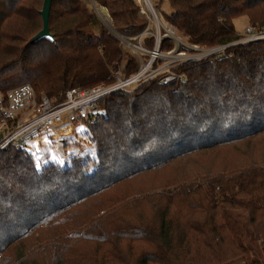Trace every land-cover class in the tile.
<instances>
[{
    "label": "trees",
    "instance_id": "trees-1",
    "mask_svg": "<svg viewBox=\"0 0 264 264\" xmlns=\"http://www.w3.org/2000/svg\"><path fill=\"white\" fill-rule=\"evenodd\" d=\"M43 1L0 0V88L30 83L58 103L72 87L111 82L123 46L84 0H53L55 41L28 43L43 27ZM95 1L125 34L145 25L136 0ZM167 1V21L192 44L237 41L239 17L264 25V0ZM136 65L126 55L125 74ZM177 69L187 81L114 91L99 101L95 122L77 121L86 127L74 143L87 142L94 155L38 162L27 148L33 140L0 150V264H264V152L145 204L109 209L100 198L182 156L264 133V40Z\"/></svg>",
    "mask_w": 264,
    "mask_h": 264
},
{
    "label": "built area",
    "instance_id": "built-area-1",
    "mask_svg": "<svg viewBox=\"0 0 264 264\" xmlns=\"http://www.w3.org/2000/svg\"><path fill=\"white\" fill-rule=\"evenodd\" d=\"M92 1L95 5H99L95 0ZM136 1L139 4V14L154 24L156 23L157 26V23H160L161 11L153 1ZM107 27V31L119 41L124 50L136 55L133 56L137 58L139 67L132 74L126 75L123 64L120 69L113 70L114 76L111 82L86 88L72 87L65 92V99L58 103H54L49 96L38 93L30 83L5 90L0 88V150L11 144L15 147H22L38 134L51 129L59 130L62 136L71 135L66 124H75L78 120L95 122L101 110L99 101L114 91L132 92L142 83L154 79L162 84L185 82L188 76L177 69L179 66L192 60L220 54L228 46L237 42L264 40V25H248L239 40L212 46L214 48L209 52L195 54L202 47H194L185 43L182 37L167 24L157 26L155 33L146 27L145 30L135 35H128L115 29L111 21ZM161 33L175 42L170 52L163 53L160 50L165 38L161 36ZM152 35L155 37L154 49H150L146 44L147 40L153 37ZM182 45H185L184 49H181ZM190 50L196 51L190 52Z\"/></svg>",
    "mask_w": 264,
    "mask_h": 264
},
{
    "label": "rangeland",
    "instance_id": "rangeland-1",
    "mask_svg": "<svg viewBox=\"0 0 264 264\" xmlns=\"http://www.w3.org/2000/svg\"><path fill=\"white\" fill-rule=\"evenodd\" d=\"M84 1L87 2L88 5L95 11L101 23L100 25L101 27L103 26V28L107 30L108 27L106 28V26H108L110 21L111 24L114 26L113 23L114 20L112 18L111 11L108 9V7H106L105 5L102 6L97 4L95 5V3L92 0H84ZM152 1L153 3L158 2L157 8L161 11L160 23H157L158 27H160V25L162 24L164 25L167 24L169 27H172V29L176 32L177 35H180L182 37L185 43L193 45L194 47H202V49L195 54L206 53L209 52L210 49L214 48L208 45L198 44L197 46V44H192L188 42V40L184 38L181 35V33L176 29V27L170 24L165 17L164 12L170 13L171 10L168 1L167 0H162V1L155 0V2L154 0ZM141 19H143L145 25L138 33L145 30L146 27L150 31L155 33L157 27L156 23L154 24L148 18H145L143 16ZM246 26H248V20L246 17H239L235 20V27L238 33H240L241 35L244 34L246 30ZM164 32L165 31H163V33ZM163 33H161V36L165 37ZM135 34L137 33L135 32L129 35H135ZM148 35H150V33ZM152 36L153 37H150L151 40L149 38L146 42L147 46H149L150 49H154L156 46L155 37L154 35ZM240 41H242V39ZM168 44L170 48L165 49L164 46ZM174 44L175 42L173 39L169 37H165L162 41L160 50L163 53H165L166 51L170 52L174 47ZM184 47L185 45H182L181 49H184ZM192 51H196V50H190V52ZM123 55L124 57H121L116 61L113 67L114 70L120 69L123 66V64L125 66L126 55L133 56L134 54L128 50L124 51L123 48ZM199 60L200 59L192 60V61H199ZM136 61H137L136 68H138L139 65L137 58ZM66 126L69 127L71 131L70 133L71 135L62 136L59 130L51 129L42 132L40 135L35 137L31 143L27 145L28 150L33 152L34 157L38 162L41 161L43 162L44 160L50 158L60 161L61 163H64L66 159L68 160L73 154H80L82 155V157H86L89 154L94 155L93 151L91 150V147L87 142L83 141L82 144L74 143L75 141H78L83 137L82 130L86 127V124L84 122H77L76 124H66ZM64 141L68 142L66 146L64 145ZM263 152H264V133L244 141H237L233 143L219 145L212 148L198 150L195 151L194 153L188 154L186 156H182L158 170L144 172L132 178L125 179L122 182H119L115 186L108 189L104 194L106 195V197L101 196L100 198L101 200L104 199L108 201L109 203L108 205L110 206L109 209H117L121 204L129 201L134 202L136 199H139L140 200L139 202L141 204H145L146 202L141 199L143 197L148 198L160 191L164 192V191H168V189L173 190V188L177 185L184 186L185 182L186 183H190V181L201 182L203 179L208 178L207 176H211L214 173L221 172V168H220L222 166L221 164L226 163L228 161H234L238 159L239 161L242 162L245 160L247 162V166H249L251 165L250 162L251 160L253 159L260 160Z\"/></svg>",
    "mask_w": 264,
    "mask_h": 264
},
{
    "label": "water",
    "instance_id": "water-1",
    "mask_svg": "<svg viewBox=\"0 0 264 264\" xmlns=\"http://www.w3.org/2000/svg\"><path fill=\"white\" fill-rule=\"evenodd\" d=\"M52 2L53 0L43 1V6L42 9L40 10V14L43 20V27L37 34H35L32 38H30L28 42L29 44L35 43L36 41L44 38L49 39L51 41H55L54 34L51 32L50 29V14H51Z\"/></svg>",
    "mask_w": 264,
    "mask_h": 264
}]
</instances>
